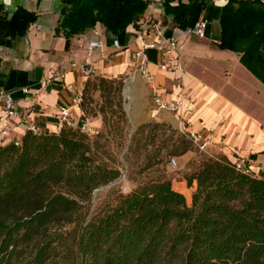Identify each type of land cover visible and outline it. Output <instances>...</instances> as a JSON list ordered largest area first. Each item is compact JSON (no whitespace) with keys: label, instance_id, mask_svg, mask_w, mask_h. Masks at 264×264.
<instances>
[{"label":"trees","instance_id":"1","mask_svg":"<svg viewBox=\"0 0 264 264\" xmlns=\"http://www.w3.org/2000/svg\"><path fill=\"white\" fill-rule=\"evenodd\" d=\"M55 35L72 39L104 27L119 36L145 17L150 0H61ZM165 0L174 27L196 26L207 0ZM38 16L0 4V46L13 48ZM214 45L233 52L264 85V0H227ZM111 95L116 81L98 79ZM92 85L87 80L84 91ZM123 81L117 83L120 91ZM135 141L130 147L133 151ZM180 138L173 154L189 151ZM78 128L27 131L0 145V264H264V179L237 170L226 156L204 159L184 177L186 196L170 179L115 195L91 216L93 193L120 178Z\"/></svg>","mask_w":264,"mask_h":264},{"label":"crops","instance_id":"2","mask_svg":"<svg viewBox=\"0 0 264 264\" xmlns=\"http://www.w3.org/2000/svg\"><path fill=\"white\" fill-rule=\"evenodd\" d=\"M150 1L142 21L117 37L97 25L84 35L65 39L55 35L63 7L61 0H0L10 15L23 7L38 16L27 35L18 38L13 48L0 46V92L12 93L18 111L43 133L58 132V114L62 109L76 118L81 114L80 105L73 100L88 80L83 68L93 62L94 75L119 77L133 72L127 82V98L131 102L135 99L138 120H143L152 89L141 75L135 74L133 60L139 48L140 23L159 22L165 35L176 39L178 53L171 56L179 57L183 67V72L163 71L158 66L161 55L154 49L147 51L148 71L163 98L169 102L183 100L185 111L190 113L185 118L188 130L201 131L210 137L212 156H226L232 162L247 158L254 163L256 175L264 179V85L240 63L239 55L214 45L221 36L219 21L227 0H207L201 16L208 21L205 39L198 38L192 29L182 31L174 27L173 17L164 12L165 0ZM114 41L119 42L120 48L114 47ZM91 42H100L102 46L89 51ZM260 56L264 58V47ZM49 77L51 82L44 86ZM235 79L241 87L235 85V93L227 91L226 86L233 85ZM168 115L178 120L179 116ZM99 125L98 121H92L96 132ZM27 127L24 121L16 119L6 144L20 143ZM195 186L189 188L185 179L173 181L174 189L187 200L191 199Z\"/></svg>","mask_w":264,"mask_h":264},{"label":"rangeland","instance_id":"3","mask_svg":"<svg viewBox=\"0 0 264 264\" xmlns=\"http://www.w3.org/2000/svg\"><path fill=\"white\" fill-rule=\"evenodd\" d=\"M133 68L135 74L140 75L137 68ZM131 75H93L89 78L92 85L86 92L83 90L81 111L92 121L100 123L96 134L90 138L100 156L108 161L110 166L118 167L121 171L120 178L111 183L113 186L107 188L111 185L109 184L100 187L93 193L90 207L92 217L98 214L105 204L111 202L115 195H127L152 181L170 179L173 183L174 180H182L196 171L204 159L211 157L201 152L190 137L179 131L182 117L179 116L177 120L168 115L172 113L169 111H162L154 117L153 93L150 95L143 120H138L136 101L134 99L131 102L127 98L129 91L125 90ZM100 78L116 81L111 95L104 96L99 90ZM235 80L233 85L226 86L227 91L235 93V85L241 87V83ZM119 81H123L120 91L117 90ZM177 82L175 83L179 85ZM182 113L187 119L189 112L183 108ZM181 137L188 141L190 150L182 156H176L173 151L180 145ZM134 141L135 146L133 151H130ZM174 159L176 164L172 162ZM187 202L190 204L191 199Z\"/></svg>","mask_w":264,"mask_h":264},{"label":"built area","instance_id":"4","mask_svg":"<svg viewBox=\"0 0 264 264\" xmlns=\"http://www.w3.org/2000/svg\"><path fill=\"white\" fill-rule=\"evenodd\" d=\"M208 27V21L200 18L198 23L192 32L200 39L206 38V30ZM137 40L139 41V48L134 54V66L139 71L143 79L148 83L153 93V110L152 112L158 114L162 111H169L177 116L182 117L183 122L180 124L179 131L190 137L191 141L199 148V150L209 156L210 137L207 138L201 131L190 132L187 128L184 114L182 113L183 100L166 101L162 94L159 92V87L155 83L153 77L148 71L149 60L147 58V51L150 49L156 50L161 59L158 64L159 68L163 71L183 72V67L179 63V57L175 59L171 56V53H178L177 41L174 38H169L165 35L164 30L159 22L150 21L149 23H140V31L138 32ZM115 48H120L119 42L114 41ZM102 44L100 42H91L88 44V50L100 48ZM84 74L87 79L92 77L95 72V65L93 62L88 63L84 68ZM52 77L47 78L43 85L46 86L51 82ZM24 92H28L24 90ZM83 91L73 100L75 105H80L82 101ZM188 112V111H186ZM190 114V113H189ZM60 119V129L63 127L78 128L83 133L93 136L96 134L94 127L92 126V120L84 115L83 112L79 116L73 117L66 109H62L58 114ZM20 119L27 124V129L35 134L42 133L41 129L37 127L28 117L23 116L17 107V103L12 93L0 92V145H6L10 133L14 129V121ZM176 164V160L172 161ZM237 170L242 172L254 171V163L247 158H240L234 162Z\"/></svg>","mask_w":264,"mask_h":264},{"label":"water","instance_id":"5","mask_svg":"<svg viewBox=\"0 0 264 264\" xmlns=\"http://www.w3.org/2000/svg\"><path fill=\"white\" fill-rule=\"evenodd\" d=\"M126 88H127V86H126ZM126 88H125V90H126ZM114 184H111L110 186H107V188H110L111 186H113Z\"/></svg>","mask_w":264,"mask_h":264}]
</instances>
